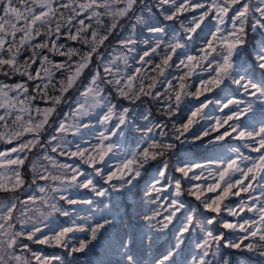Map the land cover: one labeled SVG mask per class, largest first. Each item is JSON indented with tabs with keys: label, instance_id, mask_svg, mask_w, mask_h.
Listing matches in <instances>:
<instances>
[{
	"label": "snow or ice",
	"instance_id": "snow-or-ice-1",
	"mask_svg": "<svg viewBox=\"0 0 264 264\" xmlns=\"http://www.w3.org/2000/svg\"><path fill=\"white\" fill-rule=\"evenodd\" d=\"M30 4L24 0H0V12L3 13L0 15V74L26 77L24 82L14 85L0 82V109L4 110L0 115V128L3 129L0 131V141L9 145L16 142V146L0 152V169H4L0 172V192L16 193L24 187L26 181L22 170L29 161V155L37 148L41 151L30 162L29 170L33 173V184L38 181L45 184L38 187L41 193L39 198L30 196L20 201L23 210L19 215L14 216L17 212L16 198L0 202V264H33V260L35 264H59L61 257L55 255L31 252L29 259L17 254L18 250L31 251L28 244L23 243L25 240L64 249L69 256L84 253L114 221L104 218L103 222L94 226H85L72 220L71 223L48 228L45 221L50 217L70 215L59 201H65L69 206L93 204L91 199L78 200L66 195L73 188L87 190L96 197L107 196L109 188L118 193L130 189L153 162L175 149L174 143L153 138L151 127L142 132L144 143L134 151L128 150L121 140L114 139L121 136L123 128L129 125L133 109L123 107L118 110V105L105 95L106 87L112 88L120 99L130 104H136L142 98L158 100L163 95L166 103L162 111L169 118L176 116L182 105L192 100L198 101L185 123L179 127L173 123L176 141L185 143L189 134L193 142L203 141L204 137L216 133L208 144L232 137L245 141L247 147L258 154L255 158L245 157L236 149H229L207 164L180 160L175 165L179 178L173 177L167 186L162 184V179L166 178L169 163L166 159L161 161L157 169L159 178H154L144 193L158 207L151 214H145L143 222L151 233L148 236L149 245L165 233H171L175 242L153 264H231L221 248L247 251L264 258V0H208L207 3L193 0H180L179 3L177 0H67L60 2L58 7L57 0H30ZM61 9L68 10L66 18ZM198 10L199 15H193L187 23L180 21L179 31L172 27L173 35L168 37L169 29L165 22H175L185 13ZM230 12L233 13L230 17L231 27L226 28ZM84 13L88 15L77 19ZM161 13L163 20L159 19ZM102 17L110 19L107 27L103 26ZM126 18L135 20L133 34L119 41L127 53L135 52L137 40L134 31L137 25H144L150 34L157 37L149 50L140 55L137 63L141 67L127 73L121 71L116 60L98 63L91 80L71 109L69 115L72 122L61 121L55 133L43 140L45 129L57 107L63 103L65 94L89 69L100 47L120 27L121 20ZM86 19H95L96 27L92 23H85ZM209 19L215 21V30H210V38L197 49V54H189L190 46L199 32L204 31L202 26ZM62 20L65 23L62 24ZM62 28L66 29L67 40L83 45L86 50L58 43L64 34ZM249 29L254 33L261 32L262 37L251 69L241 60L244 55L251 56L247 53ZM38 37L47 39L32 43ZM29 48L31 56L21 61L22 50ZM43 50L66 57V60L57 63ZM153 56L159 57L158 63L154 62ZM180 56L184 58L179 59L175 67L182 74L168 80L166 72L173 66V58ZM98 59L103 61V57ZM118 59H122L125 68L129 67L128 55ZM38 61L39 67L32 69V65ZM145 65L150 67L146 69ZM204 71L210 72L208 78L200 79L198 85H193L192 77ZM256 71L261 73L259 80L255 78ZM57 72L66 73L58 81V89L52 83ZM28 82H36L33 89L35 94L29 93ZM161 83L166 84L163 93L155 91ZM230 85L238 86L255 100L244 101L228 96L224 101L208 98V94L217 90L226 94ZM50 87L59 94L51 95L48 91ZM201 97L204 99L201 100ZM37 99L45 101L48 106H36L34 102ZM214 102L220 105L221 112L230 106H235L236 110L216 117L210 128L200 133L193 131L194 126L205 118L204 110ZM97 109L101 110L98 123L103 130L96 134V142L85 141L87 147L77 143L73 150V141L67 137L82 136L85 130L92 128L91 123L84 121ZM114 119L116 123L112 124ZM49 152L76 158L79 164L60 163ZM113 157L122 158L105 175L103 166ZM81 165L91 168L92 173L82 171ZM94 177H99L108 187L100 188ZM185 181L196 183H191L185 189ZM169 189L172 190L171 198H165L161 204L160 194ZM257 190L259 197L251 195ZM185 193L198 202L205 213L210 214L205 217L204 225L196 224L199 229L195 243L197 255L184 253L186 236H191L195 231L196 219L195 215L188 214L187 205L181 199ZM242 193L249 194L247 201L242 200L238 206L232 207L228 203L230 198L240 197ZM256 200H261V203H249ZM32 205L37 207L33 208ZM104 207L113 206L105 204ZM245 211L256 214L257 218L243 219ZM224 213L238 220L224 219ZM181 215L183 220L177 225ZM17 224L20 225L19 229ZM217 224L224 231L216 232L207 227ZM45 228H48L49 234H44ZM237 231L242 235L228 239V233ZM76 233H86L87 238L80 239ZM136 243L135 232L127 239H121L119 247L124 250L126 264H139L133 252Z\"/></svg>",
	"mask_w": 264,
	"mask_h": 264
},
{
	"label": "rangeland",
	"instance_id": "rangeland-1",
	"mask_svg": "<svg viewBox=\"0 0 264 264\" xmlns=\"http://www.w3.org/2000/svg\"><path fill=\"white\" fill-rule=\"evenodd\" d=\"M25 3L30 4V0H24ZM60 2H67V0H57V7ZM180 0H177L179 3ZM193 2H202L207 3L208 0H193ZM31 6V4H30ZM39 9H37L38 11ZM64 12L65 18L68 16V10H60ZM99 11L103 12V9H99ZM233 13H229V18H227V22L225 27L230 28L231 22L230 17ZM0 15H3L0 12ZM87 13H84L77 19H82L87 16ZM193 15H199V10L195 13L189 12L185 13L184 16L179 17L175 22H165V25L168 27V37L170 38L173 33L171 31L172 27H175L177 31L180 30V21L182 20L184 23H187L191 20ZM104 21V27H107V24L110 22L108 17L101 18ZM155 20L156 17L154 16ZM159 19L163 20V13L159 15ZM61 23H65V21H61ZM75 24V21H73ZM85 23H92L93 27L95 25V19L89 21L85 20ZM135 23L133 18H126L121 20L120 27L116 29V31L109 37L107 41H105L104 45L100 47L98 56H94L92 65L87 69L83 76L77 81L76 85L70 89L64 96V101L61 105L57 107V111L55 115L51 118L49 125L46 127L43 140H47L48 137L53 135L56 131L58 124L61 121H65L67 123L72 122V117L69 115L71 109L75 106V101L79 98L80 93L84 91L85 86L89 83L93 76V72L97 67L98 63H103L108 60H116V64L120 67L122 72L131 73L135 68L141 67L137 61L139 60L140 55L143 54L144 51L149 50V47L154 44L157 37L153 34H150L147 28L144 25H137L134 31V38L137 40V44L135 45V52L127 53V50L122 48L119 44V41L124 39L130 34H133L132 26ZM215 21L209 19L205 21V26L203 32H199L197 38L192 43L189 49V54H197V49L204 44L206 39L210 38V30H215ZM55 29V23H53V30ZM42 31H45L42 29ZM61 39L58 43H63L67 46L76 47L81 50H86L83 45L79 43H75L66 39V29L62 28ZM11 39V37H9ZM19 39V34L17 35V40ZM42 39H47L46 37H38L32 41V43H40ZM261 32H252L251 29L248 31V44H247V53H250L251 56L244 55L241 57V60L245 62V66L251 69L254 56L256 54V49L260 45L261 41ZM243 51V50H242ZM43 53L49 55V58L53 61L60 63L66 60V57L49 53L47 50H43ZM31 49L22 50V55L20 57L21 61L27 59L31 56ZM122 55H128V64L129 67L125 68L122 59H118ZM98 57H103V61H100ZM184 58L183 56L174 57L173 58V66L167 70L166 78L168 80H172L173 77L181 75V71H179L175 65L179 63V59ZM75 59V58H74ZM152 59L154 62H159L158 56H153ZM39 67V61L36 64L32 65V69H36ZM146 69L150 66L145 65ZM101 74L103 75V71L101 69ZM61 72H57L53 78L52 83L56 85V88H59L58 81L63 78ZM210 75L209 71H204L199 73L197 76L192 77L193 85H198L200 79H207ZM256 80L261 79V73L259 71L255 72ZM26 77H23L19 74L5 76L0 74V82L4 84L14 85L19 82H24ZM36 82H28L29 85V93L35 94L34 84ZM147 84L148 81H145ZM175 84L176 81L173 80ZM166 84L161 83L158 84L157 89L155 91H159L161 93L164 92ZM193 91L195 88L193 87ZM51 95L59 94L57 92H53L52 88L48 89ZM9 95H14V93H9ZM105 95L111 99L113 104L118 105V110L123 107L132 108V112L130 113L129 120L130 123L128 126L123 128V134L114 139H119L126 144V147L130 151H134L137 147L144 143L142 139V132L151 127L153 129L151 135L153 138L157 140H163V142L174 143L176 145L175 149L169 152L165 157L161 158L156 162H153L151 166L147 168V170L142 174V176L135 181L134 186L130 189L122 190V192H114L111 188H109V194L105 197H96L93 193L83 190V189H71L66 195H68L72 199H91L93 200L92 205H74L69 206L65 201H59L60 206H62L65 210L69 211V216L64 217L61 215H54L50 217L45 223L48 225V228H53L58 225H64L71 223L72 220H75L78 224H83L85 226H94L98 222H103L104 218L113 220V225L109 226L106 231H104L100 238L97 241H94L92 245L89 246L88 249L84 253H77L73 256H69L66 250L61 248H52L46 245L36 244L31 241H23V243L28 244L30 252H21L18 250L17 254H21L31 259V252L40 253L45 256H59L61 260L59 264H126V257L124 256V250L120 249L119 245L121 239H127L128 235L135 232L136 234V246L133 249L134 254L136 255L139 264H153V261L158 258L162 253L166 252L172 244H174V239H172L171 233L161 234V238L156 240L154 243L149 245L148 236L151 235L150 230L146 228L143 222V216L145 214H151L152 211L156 210L158 205L150 202L148 198L144 196L145 190L148 186L153 182L154 178H159L157 169L160 165L161 161L166 159L169 163V169L166 175V178L162 179V184L167 186L168 182L173 179V177L179 178V174L175 172V165L180 160L197 162L201 164H207L209 160H215L218 155L227 153L229 149H236L240 154L245 157H253L255 158L258 154L252 152L249 147H247V143L245 141H239L233 139L232 137L226 138L224 141L215 142L212 144H208V141L211 140L216 133H211L208 137H204L203 141H194L192 140L191 135H187L186 142L181 144L179 141L174 139L175 132L173 130V123H175L178 127L187 121L188 115H190V111L198 104V101L192 100L190 103L186 105H182L181 111L171 118L165 116L163 114V108L165 107V97L163 95L160 96L158 100H152L147 98H142L141 101H138L136 104H130L127 100L120 99L116 92L110 88L106 87ZM225 96L235 97L239 100L251 101L255 100L253 97L247 96L243 89L239 88L235 85H230L229 91L225 93H221L220 90H217L214 93L208 94V98L213 101L216 100H225ZM204 97H201L203 100ZM34 104L39 106L40 108L47 107L48 105L45 101L37 99ZM243 105H241L242 107ZM236 110L235 106H230L228 109H224L223 112L220 111V105L217 103H212L208 106L207 109L204 110V119L200 120L194 126L193 131L200 133L204 129L210 128V126L214 123L216 117H223L230 114L231 111ZM99 109L95 110L89 118L85 119V123H91L92 128L85 130V133L82 136L72 137L69 135L67 138L73 141V150L75 144L79 143L82 147H87L88 144L84 143L85 141H89L91 143H95V136L99 131L103 130L102 126L99 125L98 119L100 115ZM4 110L0 109V115H3ZM35 116V113H33ZM259 104H257V118H259ZM27 118V117H25ZM249 118H251V114H249ZM9 124H11V118L8 119ZM116 120L112 121V124H115ZM140 131H137V129ZM3 129L0 128V131ZM223 131V129H221ZM164 133L161 136V133ZM205 145H207L205 147ZM16 146V142L9 145L3 141H0V152H4L9 150L11 147ZM41 150L39 148L35 149L29 155V161L26 162L24 167L23 175L25 178V185L22 189L17 191L16 193H3L0 192V202H6L12 198H16L17 200V212L14 213V216L19 215V212L23 210L20 205V201L27 200L30 196L40 197L41 193L38 191V187L40 185L45 184L44 181H38L37 184L32 183L33 173L29 170V164L34 157ZM53 155L60 163H68V164H79V160L76 158H68L66 156H59L56 153H50ZM122 157H113L108 160L107 163L103 166L105 168V175L111 166L119 163V159ZM81 170L86 173H92V169L88 168L86 165H81ZM4 169H0V172H3ZM94 175V173H93ZM207 175V172H205ZM96 181H98V186L100 188L108 187V185L104 184L103 180L99 177H94ZM83 179V177L81 178ZM191 183H196V181H185L184 187L187 189ZM208 195H213L209 193ZM247 193H242L240 197H232L228 201V203L232 207L238 206L242 200L247 201L248 198ZM253 196H260L259 190L254 193H251ZM161 200L160 203H164L165 198H171L172 190L169 189L166 192L160 194ZM181 199L186 203L187 208L189 210L188 214L195 215L196 219L194 222L195 231L191 236H186V245L184 247L185 254L197 255L198 250H195L196 236L199 233V229L196 228V224L204 225L205 217L207 214L204 212L202 206H199L198 202H196L192 197L188 196L186 193ZM249 203L260 204L261 200L250 201ZM105 204H110L113 207L105 208ZM33 208L37 207V205H32ZM243 219H255L257 218L256 214L245 211L243 214ZM224 219H228L231 221H236L238 218L231 217L224 213ZM183 220V215L179 216V220L177 221V225L179 221ZM242 222V221H240ZM17 229H19L20 225H16ZM212 228L216 232L224 231L220 228V225L207 226ZM48 228L44 229V234H49ZM77 237L80 239H86V233H76ZM242 235L237 232L228 233V239H235L237 236ZM247 243V241H246ZM222 254L230 258L231 264H264V258H261L253 253H249L247 251H238L235 249H225L221 248ZM191 255L188 256V259H191ZM212 259V257H209ZM33 264L35 261L33 260Z\"/></svg>",
	"mask_w": 264,
	"mask_h": 264
}]
</instances>
